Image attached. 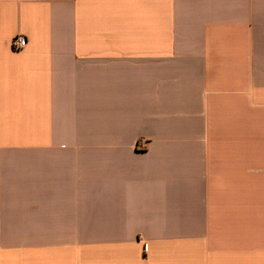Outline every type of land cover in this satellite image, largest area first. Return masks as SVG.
Returning a JSON list of instances; mask_svg holds the SVG:
<instances>
[{
	"label": "crops",
	"instance_id": "crops-1",
	"mask_svg": "<svg viewBox=\"0 0 264 264\" xmlns=\"http://www.w3.org/2000/svg\"><path fill=\"white\" fill-rule=\"evenodd\" d=\"M0 264H264V0H0Z\"/></svg>",
	"mask_w": 264,
	"mask_h": 264
},
{
	"label": "built area",
	"instance_id": "built-area-1",
	"mask_svg": "<svg viewBox=\"0 0 264 264\" xmlns=\"http://www.w3.org/2000/svg\"><path fill=\"white\" fill-rule=\"evenodd\" d=\"M27 38L23 35H18L12 40V46L15 50H22L27 46Z\"/></svg>",
	"mask_w": 264,
	"mask_h": 264
}]
</instances>
